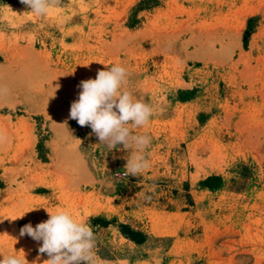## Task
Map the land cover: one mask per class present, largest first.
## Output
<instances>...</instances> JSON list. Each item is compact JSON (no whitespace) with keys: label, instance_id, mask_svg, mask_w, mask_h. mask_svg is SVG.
Returning <instances> with one entry per match:
<instances>
[{"label":"rangeland","instance_id":"obj_1","mask_svg":"<svg viewBox=\"0 0 264 264\" xmlns=\"http://www.w3.org/2000/svg\"><path fill=\"white\" fill-rule=\"evenodd\" d=\"M102 64L154 109L135 176L69 119ZM0 137V259L49 258L20 236L46 208L114 264H264V0H0Z\"/></svg>","mask_w":264,"mask_h":264},{"label":"clouds","instance_id":"obj_2","mask_svg":"<svg viewBox=\"0 0 264 264\" xmlns=\"http://www.w3.org/2000/svg\"><path fill=\"white\" fill-rule=\"evenodd\" d=\"M60 2L20 0L36 16L47 15ZM128 75L122 65H105V69L97 71L95 79L80 81L78 87L81 91L78 99L71 104L69 119L75 120L81 127H90L89 135H95L109 151L117 150L118 146H122L124 151L134 149L131 158L126 160L125 174L135 176L149 167L143 153L150 144V137L136 134L133 129L147 125L154 109L136 99L127 89ZM44 209L49 219L35 227L29 223L20 229L21 237L27 235L34 241H42L38 252L49 257L43 264H114L98 257L97 235L90 220L77 219L64 210L49 212ZM0 264H28V261L24 253L23 256L9 254L3 255ZM118 264H127V261Z\"/></svg>","mask_w":264,"mask_h":264}]
</instances>
